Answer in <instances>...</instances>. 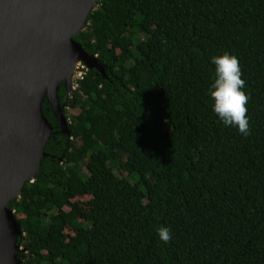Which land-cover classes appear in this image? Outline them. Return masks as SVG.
I'll return each mask as SVG.
<instances>
[{
	"label": "trees",
	"instance_id": "obj_1",
	"mask_svg": "<svg viewBox=\"0 0 264 264\" xmlns=\"http://www.w3.org/2000/svg\"><path fill=\"white\" fill-rule=\"evenodd\" d=\"M74 40L105 75L87 70L67 99L60 86L69 133L43 104L46 155L8 206L19 263L264 264V0H98ZM224 52L247 137L211 110Z\"/></svg>",
	"mask_w": 264,
	"mask_h": 264
},
{
	"label": "water",
	"instance_id": "obj_2",
	"mask_svg": "<svg viewBox=\"0 0 264 264\" xmlns=\"http://www.w3.org/2000/svg\"><path fill=\"white\" fill-rule=\"evenodd\" d=\"M98 0H0V264H20L23 234L8 206L39 173L53 133L43 111L50 103L62 127L78 66H104L74 40ZM78 60V61H77ZM66 101V100H65Z\"/></svg>",
	"mask_w": 264,
	"mask_h": 264
},
{
	"label": "clouds",
	"instance_id": "obj_3",
	"mask_svg": "<svg viewBox=\"0 0 264 264\" xmlns=\"http://www.w3.org/2000/svg\"><path fill=\"white\" fill-rule=\"evenodd\" d=\"M214 78L207 89L211 110L224 127L236 129L242 136L250 134L247 104L249 96L244 91L246 81L238 58L228 52L213 56ZM156 235L164 244L172 239L168 227L156 229Z\"/></svg>",
	"mask_w": 264,
	"mask_h": 264
},
{
	"label": "built area",
	"instance_id": "obj_4",
	"mask_svg": "<svg viewBox=\"0 0 264 264\" xmlns=\"http://www.w3.org/2000/svg\"><path fill=\"white\" fill-rule=\"evenodd\" d=\"M86 71H87V69L85 67H83V69H81L78 72V74L75 78L74 90L79 89V86H80L79 81L84 79V77L86 75Z\"/></svg>",
	"mask_w": 264,
	"mask_h": 264
},
{
	"label": "rangeland",
	"instance_id": "obj_5",
	"mask_svg": "<svg viewBox=\"0 0 264 264\" xmlns=\"http://www.w3.org/2000/svg\"><path fill=\"white\" fill-rule=\"evenodd\" d=\"M83 67H84V65L83 64H81V65H79L78 66V70H77V73H76V75H75V78H76V76H77V74H78V72L81 70V69H83ZM74 113H76V114H78L79 113V111H74ZM136 180H137V178H135ZM89 198L88 197H86V198H83L82 199V201H87Z\"/></svg>",
	"mask_w": 264,
	"mask_h": 264
},
{
	"label": "bare ground",
	"instance_id": "obj_6",
	"mask_svg": "<svg viewBox=\"0 0 264 264\" xmlns=\"http://www.w3.org/2000/svg\"><path fill=\"white\" fill-rule=\"evenodd\" d=\"M78 61V60H77Z\"/></svg>",
	"mask_w": 264,
	"mask_h": 264
}]
</instances>
